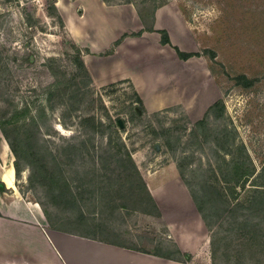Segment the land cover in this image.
I'll return each instance as SVG.
<instances>
[{"label": "rangeland", "instance_id": "obj_1", "mask_svg": "<svg viewBox=\"0 0 264 264\" xmlns=\"http://www.w3.org/2000/svg\"><path fill=\"white\" fill-rule=\"evenodd\" d=\"M52 1L0 0V116L16 106H28L31 114L37 116L40 107L48 105L43 91L55 79L51 68H58L60 80L72 81L77 71L67 54L74 53L71 42L75 41L68 34L63 17L71 16L76 5L73 0H56L62 4L58 11L64 20L63 27L49 10ZM113 1L123 5L127 0ZM135 1L147 25L153 26L154 31H149L155 39L152 48L157 42L167 46L159 47L166 60L164 72L175 82L177 94L182 92L181 100L192 97L190 105L198 112L189 116L182 103L177 102L154 112H148L145 105L146 111L142 113L137 108V90L130 79L100 86L93 83L89 88H82L76 82L81 79H77L65 91L66 104L60 105L59 97L52 99L56 107L51 109L48 105L47 115L40 118L39 124L25 128L21 135L35 138L34 152L51 151L53 156H44L43 165L47 164L50 172L59 177L61 170L54 168V163H58L63 175L59 181L57 177L54 181L48 179L39 173L43 156L36 157L32 169L27 164L32 158L24 157L20 161L22 170L16 176V189L25 199L42 203L39 205L47 210L52 226L75 233L116 241L140 251L166 252L181 257L187 264H264V213L256 210L259 206L243 205L218 220L213 211L220 208V197L213 188L202 189L204 183L211 187L217 183L218 165L224 157L231 158L216 147V142L223 140L225 128L230 137L236 135L237 142L246 146L256 173L264 166V0H165L153 20L151 10L156 1ZM163 9L180 14L191 35L181 36L178 26ZM159 10L164 14L159 13L160 25L156 28ZM135 28L142 27L136 22ZM159 30L167 32L170 44L161 42L163 35ZM122 38L123 35L115 46ZM175 47L197 54L182 59ZM50 57L60 60L48 61ZM76 88L80 91L75 92ZM218 100L223 101V106L215 108L209 123L199 127L197 122ZM63 112L66 127L60 123ZM89 114L103 124L97 133L84 121ZM123 119L126 127L121 135L140 173L176 164L183 181L187 180L197 192L198 200L212 198L206 207L214 214L213 222L219 221L213 230L221 234L200 219L189 187L176 202L166 200V214L161 215L148 195V187H142L131 169L128 156L118 152L113 129L120 130L119 120L122 123ZM14 136L19 137L17 131ZM83 143L89 150L81 146ZM4 144L8 145L0 134V179L5 164ZM73 146L77 149L73 150ZM236 154L242 156L241 152ZM120 157L125 165L119 162ZM247 188L253 190L250 181ZM246 189L237 187L236 197L245 198ZM226 190L231 192L227 186ZM8 193L12 194V189ZM251 223L258 224L254 229H262L254 242L250 230L253 227H247ZM176 233L190 236V249L197 250L196 254L178 245ZM212 236L218 239L215 245Z\"/></svg>", "mask_w": 264, "mask_h": 264}, {"label": "crops", "instance_id": "obj_2", "mask_svg": "<svg viewBox=\"0 0 264 264\" xmlns=\"http://www.w3.org/2000/svg\"><path fill=\"white\" fill-rule=\"evenodd\" d=\"M73 3L76 5L74 13L63 15L66 29L75 43L89 51L84 54V60L96 85L130 79L148 112L177 102L182 103L189 116L198 112L190 105L192 97L181 100L182 92L177 94L175 82L164 72L166 60L159 47L167 46L157 42L152 48L154 38L149 31L132 35L143 30V23L134 6L107 5L103 0H73ZM163 10L157 13L156 28L160 25L159 13L164 14ZM165 14L178 26L181 36L191 35L187 22L180 14L168 10ZM136 22L142 28L136 29ZM168 30L172 37L170 27ZM122 35L123 38L115 46ZM114 46L115 49L111 50ZM2 149L3 168L6 163L14 167L9 145L4 144ZM141 173L161 215L166 214V200L176 202L180 194H186L184 190L187 186L174 163L162 165L149 173L142 170ZM1 174L0 180L13 193L0 192V264H187L115 245L116 241L53 227L39 203L25 199L16 189L15 167L12 186L5 180L4 169ZM183 199L181 202L185 203ZM187 201L190 207V199L187 198ZM196 212L202 220L197 209ZM174 237L182 249L196 254L197 250L190 249V236L176 233Z\"/></svg>", "mask_w": 264, "mask_h": 264}, {"label": "trees", "instance_id": "obj_3", "mask_svg": "<svg viewBox=\"0 0 264 264\" xmlns=\"http://www.w3.org/2000/svg\"><path fill=\"white\" fill-rule=\"evenodd\" d=\"M107 5H116V3L113 0H103ZM147 2V0H144V2ZM155 4L152 7L151 10V15H152V20L154 19V15H155V11L162 6L165 2V0H155ZM126 4H133L141 18V20L143 21L144 24V28L143 30L134 33V35H138L141 34L143 31H154L153 26H149L147 25L146 19L144 17V14L139 6V3H137L135 0H127L125 2ZM49 10L53 11L60 24L65 27L64 24V20L62 15L59 13L58 11V6H57V1L54 0L51 2L50 6H49ZM153 22V21H152ZM159 32L162 33L163 37L161 39V42L163 44H170V38L167 34V32L165 30H159ZM72 43V49L74 51V53L72 54H68V56L71 57V61L73 66L76 68V72L75 75L72 77V81L71 79H64V80H60L58 78V68H51V71L55 77L54 81L51 82L48 86H46L44 88L43 94L45 95L46 101L48 102V105L51 109H54L56 106L55 104H52V99H54L55 97H59V104L60 105H64L66 104L65 101V91L67 89H69V87L71 86V83L74 85L75 84V80L77 79H81V80H77L76 82H78V84L82 85V88H89L93 85V78L92 75L85 63L84 60V54L87 51V49H83L80 46L76 45L75 43ZM179 57H181L182 59H188L189 57L197 54V53H188L185 51L180 50L178 47H175ZM48 61H54L56 62L57 60H60V58H54V57H50L47 59ZM57 76V78H56ZM77 85V84H76ZM79 87V86H78ZM135 90V89H134ZM79 92L80 88H76L75 92ZM136 93V102H137V108L139 111H141L142 113H144L146 111V107L145 104L143 102V100L141 99L140 95L138 94L137 91H135ZM48 105L45 106H41L38 112V115H34L31 114V110L30 108H28V106L19 108L18 106H16L13 111H11L10 113L0 116V130L2 132V134L4 135L12 153L15 156V160H14V167H15V171H16V176L18 177L22 168H21V159L22 158H32V160H29L27 162L28 166L33 167L34 165V161L36 159V157L43 156V159H40L41 162V166L39 167V173L42 176L47 177L48 179H51L54 181V178H56L57 176H55L53 173L50 172V168L48 167L47 164L43 165V160H44V156L47 155H52L51 151H48L47 154L46 153H41V152H34L33 151V143H34V137H21V135H24V129L28 128L29 126H31L33 124V126H37V124H39V120L40 118H43L44 116L47 115V110H48ZM220 105L223 106V101L222 100H218L217 102H215L205 113L204 118L199 120L197 122V125L200 126H205V124L209 123V118L212 115V111L219 107ZM64 112L62 117L60 118V123L66 127V122L64 120ZM84 121L90 124V129L93 133H97L99 130V127L102 126V122L94 115V114H89L88 116L84 117ZM119 125L121 127L120 130H114L113 129V137L114 139L118 142L119 148H118V152L120 154H124L128 156V160L131 163V169L133 170V172L135 173V175L140 179L141 181V185L143 188L147 189V185L145 180L143 179L139 168L137 166V164L135 163V161L133 160V157L131 155V152L126 148V144L124 142L123 136L121 135V131L125 130L126 127V121L123 119L122 123L119 120ZM111 127H113L112 123L110 124ZM18 133V136H14V132ZM90 131V130H88ZM222 132H224L223 135V140L216 142V147L218 149V151L223 152V154L225 156L229 155L231 158L226 159L224 157L223 161L221 162V164L218 165L217 169L220 171L218 174V177L216 178L217 183L213 185V187H211V185L209 186L207 183H204L202 185V189L203 190H209L211 188H213V190L215 191V193H217L218 197H220V202H221V206L220 208H217L216 210H214L213 212L216 213L215 217L218 220H221V218L223 217V215L227 214L228 212L233 211L236 208H241V206L243 205H248L249 208L252 206H259V207H255L256 210H259L260 212L264 213V166L262 167L261 171H259L258 173H256L257 171V167L253 164L252 162V158L250 156L249 151L247 150L246 146L243 143L237 142V138L236 135H232V137L229 136V131L227 130V128H225ZM83 148L89 150V148H87L86 144H82L81 145ZM73 150L77 149V146H73L72 147ZM241 152L242 156H240L239 154H236V152ZM244 152L246 155H244ZM119 162L121 163V165H125V160L120 157L119 158ZM54 161L56 162V158H54ZM124 162V163H122ZM61 170L59 172V177L63 175V170L62 168L60 169L58 163H54V168L56 167ZM220 175V176H219ZM57 177L56 179L58 180ZM64 177V176H63ZM182 177L184 178V176L182 175ZM65 179V178H64ZM59 181V180H58ZM185 184L187 185V187H189L191 194L194 197L196 206L199 210V212L201 213V217L202 219L205 221V223L207 224V226L210 227V229L212 231H215V233H219L221 234L220 231H216L213 230L214 226L219 222H213V217L214 214L212 215L211 211L209 212L208 208L206 207L207 203H211V199L212 198H207L204 201L202 200H198L197 197L195 196V194L197 193L195 191V189L187 182V180H184ZM250 181V184L253 185V190H248V188L246 189L248 182ZM219 182L224 183V185H226L229 189H231V192L228 193L226 192V186H220ZM53 184H56L53 182ZM63 188H64V193L65 192V187L63 182L61 183ZM241 186L244 190L246 189V197L243 199H238L235 195V193H238L237 187ZM60 187V186H59ZM225 188V189H223ZM8 188L6 187L5 183L0 180V192H7ZM149 192V191H148ZM208 194H211V192H208ZM150 199L153 201V197L151 195V193H148ZM232 201H235V203H233ZM207 202V203H206ZM39 203L42 205V203L39 201ZM263 207V208H262ZM211 208V207H210ZM212 209V208H211ZM43 211L45 212V214L48 217V212L45 208H43ZM259 214V213H258ZM260 215V214H259ZM248 219V218H247ZM252 226L253 228H251L250 230H252V239L253 242L255 241V239L257 237H259V235L262 232L261 228L258 229H254L255 226H258V224H248L247 227ZM55 227V226H53ZM214 233V234H215ZM213 234V235H214ZM224 236H221V238ZM214 242V245L216 243V241L218 242V239H216V237L212 236V240L211 242ZM257 241V239H256ZM115 245H119V246H123V247H127L125 245H121L118 243H115ZM128 248H132V247H128ZM134 249V248H133ZM178 253L181 254V250L178 248L177 249ZM147 253H151L148 251H144ZM154 255L160 256V257H165V258H169V259H173L176 261H181L184 262L185 260H183L181 257H173L171 256L169 253L166 252H155L152 253ZM190 259V256H189Z\"/></svg>", "mask_w": 264, "mask_h": 264}, {"label": "bare ground", "instance_id": "obj_4", "mask_svg": "<svg viewBox=\"0 0 264 264\" xmlns=\"http://www.w3.org/2000/svg\"><path fill=\"white\" fill-rule=\"evenodd\" d=\"M57 6L62 7V4H60L59 2H57ZM3 169H4V176H5V180H6L7 184H9V185L12 186V184L14 182L13 180L15 179L14 178V176H15L14 175V167H12L11 165H8L6 163L5 168H3Z\"/></svg>", "mask_w": 264, "mask_h": 264}, {"label": "water", "instance_id": "obj_5", "mask_svg": "<svg viewBox=\"0 0 264 264\" xmlns=\"http://www.w3.org/2000/svg\"><path fill=\"white\" fill-rule=\"evenodd\" d=\"M156 147H157V148H159V146H158V145H157Z\"/></svg>", "mask_w": 264, "mask_h": 264}]
</instances>
